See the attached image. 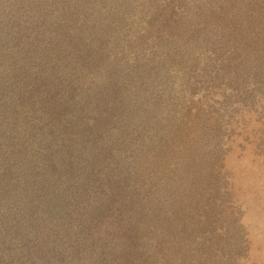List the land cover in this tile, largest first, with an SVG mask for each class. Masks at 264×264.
<instances>
[{"label": "rangeland", "instance_id": "374dc122", "mask_svg": "<svg viewBox=\"0 0 264 264\" xmlns=\"http://www.w3.org/2000/svg\"><path fill=\"white\" fill-rule=\"evenodd\" d=\"M50 75L55 86L39 79ZM21 87L42 92L30 105ZM64 108L87 124L109 118L120 150L103 162L146 257L264 264V0H0V133L16 148L24 131L56 145L68 116L50 111ZM11 150H0V179ZM16 206L4 225L68 256L35 261L19 235L0 264H75V212L33 227ZM118 229L105 228L113 247Z\"/></svg>", "mask_w": 264, "mask_h": 264}, {"label": "trees", "instance_id": "16d2710c", "mask_svg": "<svg viewBox=\"0 0 264 264\" xmlns=\"http://www.w3.org/2000/svg\"><path fill=\"white\" fill-rule=\"evenodd\" d=\"M85 47L89 48V46ZM26 78H28L25 81L28 82L26 85H29V76L26 75ZM39 79L55 86L53 75ZM32 84L35 83L32 82ZM26 92L29 97L26 96ZM41 92V89H28V87H21V93L18 91L20 99L30 105L33 104L34 97ZM44 98L50 97L45 96ZM44 98L38 101L42 107H45ZM16 111L15 108L14 112ZM50 112L59 121L64 119L65 114L68 116L64 130L67 134L56 145L54 138L50 135L42 136V138L34 137L33 133L24 131V143L16 148L15 145L18 143L12 144L3 131L0 133V150L2 146L14 145V151L11 150L10 153L3 151L7 155L5 154L4 160L6 165H2L5 177L0 179V221L2 222H0V250L3 247L5 249L10 247L13 239L22 233L19 231L21 230L19 226L17 230L4 225L10 222L9 217L14 211L13 207L17 205L16 208L19 206V209L16 216L20 218L19 224L27 222L33 227L36 222L43 224L42 227L57 223L64 225L66 223L59 220L68 218L67 222H70L73 219L70 217L75 212V226L77 227L73 248L75 264H137L138 262L140 264H160L158 257L153 259L151 256L146 257L137 231L139 224L134 223L136 226H131L126 220V218H132L129 221H136V217L131 216L134 207L132 202L126 199L125 190L122 186L112 188L116 185L112 187L110 185L117 169L112 164L105 165L103 161L110 160L111 157L117 158L115 153L118 154L120 149L117 150L114 146L116 137L107 135L110 134V125L106 124L109 118L96 117L87 124L85 119L77 117L78 113L75 119H71L66 113L67 109L59 116L57 110ZM109 124H111L110 121ZM90 132H94V135H90ZM108 136L111 141L102 144L105 141L104 138ZM77 142L81 146H78ZM42 147L44 152L39 155ZM6 151L8 152L9 149ZM57 197H62L68 202L63 205L59 203L53 205ZM64 207L69 208V213L63 214L60 219L56 215V210ZM112 225L119 228L116 233V229L112 232L116 238L111 241L115 243L114 247L109 244L111 237L105 230ZM5 229L8 232H5ZM22 237L24 246L30 251L29 246L37 259L35 261H38L40 251L45 252L41 254L45 260L61 262L68 256L53 248L50 242L34 247L31 243L29 244V238L26 240L25 235Z\"/></svg>", "mask_w": 264, "mask_h": 264}]
</instances>
